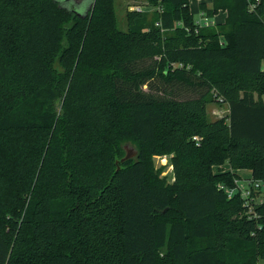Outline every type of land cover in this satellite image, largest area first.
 Instances as JSON below:
<instances>
[{
	"label": "trees",
	"instance_id": "trees-1",
	"mask_svg": "<svg viewBox=\"0 0 264 264\" xmlns=\"http://www.w3.org/2000/svg\"><path fill=\"white\" fill-rule=\"evenodd\" d=\"M146 1L122 31L112 0H0V264H264V203L218 189L264 180V0H199L226 14L202 28L188 0Z\"/></svg>",
	"mask_w": 264,
	"mask_h": 264
},
{
	"label": "rangeland",
	"instance_id": "rangeland-1",
	"mask_svg": "<svg viewBox=\"0 0 264 264\" xmlns=\"http://www.w3.org/2000/svg\"><path fill=\"white\" fill-rule=\"evenodd\" d=\"M61 7L67 8L69 10L76 11L79 14H85L86 11L90 8L92 4V0H58ZM114 15L116 19L117 28L124 31L126 30V12L131 11L136 7L140 8L143 11H151L153 7L146 0H112ZM199 0H188V7L190 13L193 15L194 19H198L199 17V9H198ZM220 11L217 15L218 18L224 19L226 14L221 13ZM214 16V17H215ZM224 22V21H223ZM222 21L219 24L223 23ZM55 67L60 70L58 63H55ZM171 89V88H170ZM177 93L175 96L181 100L192 98L193 95L187 91H183L180 89L172 87V90ZM264 99V97H263ZM205 112L208 120H215L221 117H226L227 113V104L216 100L213 98L212 101L208 102L205 107ZM172 155L169 156H154L152 157L153 170L158 174L160 180H163L167 184H171L175 180V171L171 162ZM221 169V171H230L231 168L228 164H224L222 167L217 168L214 167L213 171L217 172ZM238 171V170H237ZM246 173L241 172L240 176H246ZM208 240H188L184 243V247L188 252L196 251L204 244H206ZM160 259L162 261L168 260L171 263L172 258L171 255L166 252V250L162 249L160 252ZM173 264H176V261H173Z\"/></svg>",
	"mask_w": 264,
	"mask_h": 264
},
{
	"label": "built area",
	"instance_id": "built-area-1",
	"mask_svg": "<svg viewBox=\"0 0 264 264\" xmlns=\"http://www.w3.org/2000/svg\"><path fill=\"white\" fill-rule=\"evenodd\" d=\"M160 1V0H159ZM148 2V1H147ZM255 8L254 4H249V12H253ZM158 11H161L160 7L155 8ZM131 11H143L140 8L136 7L131 9ZM214 18V17H213ZM213 18L209 19L204 16L203 13L199 12L198 19H195V24L197 27H208L214 25ZM156 25H159L156 23ZM264 71V65L263 69ZM192 140L198 141L197 137H193ZM218 189L223 190L228 199H231L235 195H238L242 200V205L244 208V213L249 218H255L256 213L254 208L264 203V180L254 179L250 177H240L234 179L233 187H225L222 184H218Z\"/></svg>",
	"mask_w": 264,
	"mask_h": 264
},
{
	"label": "water",
	"instance_id": "water-1",
	"mask_svg": "<svg viewBox=\"0 0 264 264\" xmlns=\"http://www.w3.org/2000/svg\"><path fill=\"white\" fill-rule=\"evenodd\" d=\"M123 151H124L123 157L119 161H116V163H115L117 165L116 170L119 169V166H118L119 162L123 163L127 160L135 158L137 155V150L131 145H124Z\"/></svg>",
	"mask_w": 264,
	"mask_h": 264
},
{
	"label": "crops",
	"instance_id": "crops-1",
	"mask_svg": "<svg viewBox=\"0 0 264 264\" xmlns=\"http://www.w3.org/2000/svg\"><path fill=\"white\" fill-rule=\"evenodd\" d=\"M221 13H224V12H221ZM225 14V13H224ZM225 18V17H224ZM213 20H214V23L216 24V23H219V22H223L224 21V19H220V18H218V16H215L214 18H213ZM263 65H264V62L262 63V67H261V69H263ZM241 172H243V173H246L247 175L246 176H240L241 175ZM236 173L240 176V177H250L251 176V173H250V171H248V170H238V171H236Z\"/></svg>",
	"mask_w": 264,
	"mask_h": 264
}]
</instances>
